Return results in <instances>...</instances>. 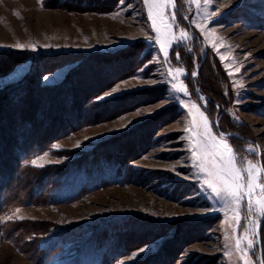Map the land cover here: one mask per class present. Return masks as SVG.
Wrapping results in <instances>:
<instances>
[{"label": "rangeland", "instance_id": "1", "mask_svg": "<svg viewBox=\"0 0 264 264\" xmlns=\"http://www.w3.org/2000/svg\"><path fill=\"white\" fill-rule=\"evenodd\" d=\"M173 14L170 32L177 39L165 59L144 0H0V51L25 57L0 75V91L29 73L40 87L59 84L77 64L54 69L46 56L108 54L138 42L137 60L125 75L118 65L98 67L96 81L116 76L97 97L116 87L122 91L93 102L111 103L114 110L121 96L161 94L20 159L19 194L0 206V218L24 219L0 223V264H245V249L251 264H264V216L250 214L247 200L240 204L239 225L231 212L226 216L225 202L198 181L186 138L191 133L184 132L192 120L185 105L195 103L213 133L226 134L238 160L264 165V0H174L158 24H171ZM181 30L191 39H179ZM17 43L28 47H13ZM206 81L200 93L197 82ZM173 83L183 84L188 95L173 90ZM209 96L213 101L207 102ZM250 145L259 151L250 152ZM37 157L51 162L36 167L30 161ZM252 219L254 243L248 248L244 241L238 251L236 239Z\"/></svg>", "mask_w": 264, "mask_h": 264}, {"label": "trees", "instance_id": "2", "mask_svg": "<svg viewBox=\"0 0 264 264\" xmlns=\"http://www.w3.org/2000/svg\"><path fill=\"white\" fill-rule=\"evenodd\" d=\"M194 37L199 39L197 36ZM138 46L139 44L136 42L108 54L62 53L58 58V54L49 55L46 57L49 59L48 61H52L54 69L67 62H77L76 66L71 69V74L63 82L40 87L33 74L29 73L21 83L0 91V157L2 155L8 159L7 161L0 159V206L9 204L10 199L19 194L16 186L17 181L21 180L19 178L21 158L46 149L49 143L75 129L94 122L113 119L120 113L152 103L160 98L161 94L157 95L156 90L137 91L117 99L121 107L114 110H110L111 103L93 102L107 82L113 81V76H116L114 73H108L107 78L96 81L93 77L97 73L98 67L118 65L120 71H125V75L131 71L137 60L134 50ZM39 57L36 59L37 62H40ZM6 58L8 60L3 62ZM24 59L22 53L0 51V75L6 74L13 65L24 61ZM199 64L201 65L198 74L202 69L203 61ZM90 71L93 73L90 74ZM206 82V84L202 82L195 84L200 93L204 94L203 86L209 85L208 81ZM76 91L83 95H76ZM212 95L214 98L217 96V94ZM211 100L213 101V98L209 96L207 102ZM14 108L16 111L12 112L11 109L14 110ZM161 117L163 114L156 119L159 120ZM153 122L155 121L153 120L151 123L153 124ZM219 122L220 120H218ZM44 127L48 132V136H44L45 138L42 137ZM6 151L10 153L8 154ZM41 190L40 186L32 188L31 193L25 195L26 201L29 202L33 198V194L39 193Z\"/></svg>", "mask_w": 264, "mask_h": 264}, {"label": "snow or ice", "instance_id": "3", "mask_svg": "<svg viewBox=\"0 0 264 264\" xmlns=\"http://www.w3.org/2000/svg\"><path fill=\"white\" fill-rule=\"evenodd\" d=\"M192 2L198 3V0H192ZM204 2L208 3L209 0H204ZM144 4L148 7L149 19L152 20V29L157 33L155 38L156 43L160 45V49L165 59H167L169 48L177 39L170 32V29L175 24L176 17L175 14L171 16V24L166 22L158 24V21L163 22L165 20L167 9L174 7V0H144ZM179 39H191V37L187 32L181 30ZM13 47L24 48L28 46L17 43ZM214 47L217 46L214 45ZM220 58L222 61L225 59L224 56ZM177 59H179L178 54ZM182 72L183 69H176L177 74ZM195 74L193 73V75ZM168 75L172 76V72L169 71ZM240 87H243V85H240ZM172 89L188 95L187 88L183 84L177 85L173 83ZM119 91H122V89L119 87L113 88L111 92L105 93L103 96L97 97V99H104ZM185 107H188V113L192 117V120L190 122L191 126L186 127L184 132L191 133L186 138L191 146L192 166L198 170L197 179L198 181H203L202 188L209 191L216 199L225 202L226 216L228 212H231L232 219L235 220L237 225L240 224L241 218L239 211L242 201L247 200V208L250 214L254 212L257 216H264V183L259 182L264 180V165L254 163L252 160H247L246 163L243 160H238L236 151L228 143L225 135H216L213 133L212 128L209 126L208 117L201 111L200 107L195 103H192L190 107L188 105H185ZM142 114L144 113H137L138 116ZM128 123H131V121ZM126 126V124L121 125V127ZM76 146H79V142H77ZM53 147L59 146L54 145ZM249 151L258 152L259 146L253 148L250 145ZM44 155L47 156V153ZM50 162L44 161L43 157H37L30 161L36 167H43L44 163ZM15 211L18 213L19 209ZM13 219H24V217L15 214L5 215L3 218H0V223ZM249 225V228L246 229V234L236 239V248L238 251L241 250L242 242L246 241L248 248H251L254 243V240L250 238L249 234H254L253 229L256 227V220H250ZM143 250L140 249L139 251ZM132 255L134 257L136 253ZM225 255L229 256L230 253L225 252ZM246 257L247 249L244 250L241 259L245 261V264H251V261Z\"/></svg>", "mask_w": 264, "mask_h": 264}, {"label": "water", "instance_id": "4", "mask_svg": "<svg viewBox=\"0 0 264 264\" xmlns=\"http://www.w3.org/2000/svg\"><path fill=\"white\" fill-rule=\"evenodd\" d=\"M187 29L193 34V36H196L195 33H194V31H193V29H192V27H191L189 24L187 25ZM215 125H216V127H217L216 122H215ZM217 131H218L220 134H224V135L226 136L225 133L220 132L218 129H217ZM259 229H260V226L258 227V232H259ZM257 239H259V235H257ZM261 264H262V263H261Z\"/></svg>", "mask_w": 264, "mask_h": 264}]
</instances>
